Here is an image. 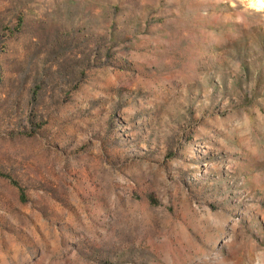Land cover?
Wrapping results in <instances>:
<instances>
[{
	"label": "rangeland",
	"instance_id": "1",
	"mask_svg": "<svg viewBox=\"0 0 264 264\" xmlns=\"http://www.w3.org/2000/svg\"><path fill=\"white\" fill-rule=\"evenodd\" d=\"M0 0V264H264V11Z\"/></svg>",
	"mask_w": 264,
	"mask_h": 264
},
{
	"label": "bare ground",
	"instance_id": "2",
	"mask_svg": "<svg viewBox=\"0 0 264 264\" xmlns=\"http://www.w3.org/2000/svg\"><path fill=\"white\" fill-rule=\"evenodd\" d=\"M248 6L256 9L257 11H264V0H247Z\"/></svg>",
	"mask_w": 264,
	"mask_h": 264
}]
</instances>
